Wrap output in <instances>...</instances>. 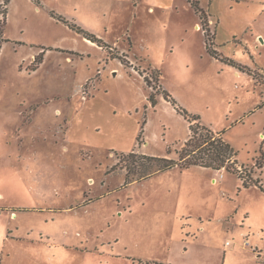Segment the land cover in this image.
<instances>
[{"label":"rangeland","instance_id":"rangeland-1","mask_svg":"<svg viewBox=\"0 0 264 264\" xmlns=\"http://www.w3.org/2000/svg\"><path fill=\"white\" fill-rule=\"evenodd\" d=\"M196 1L11 0L0 264H264V0ZM193 118L263 191L200 167L127 184L120 159L176 160Z\"/></svg>","mask_w":264,"mask_h":264},{"label":"trees","instance_id":"trees-1","mask_svg":"<svg viewBox=\"0 0 264 264\" xmlns=\"http://www.w3.org/2000/svg\"><path fill=\"white\" fill-rule=\"evenodd\" d=\"M192 7L195 10V13L203 20L205 16V10H203L199 3L196 0H189ZM11 0H0V53L2 52L3 45L9 41L5 38V31L8 22V6H10ZM206 37V49L213 53L212 44L213 37H211L207 32H203ZM41 63L38 61L36 64ZM145 82L150 87V82L147 77H144ZM168 98V97H167ZM169 99V98H168ZM149 101L155 103L156 99L154 94L150 96ZM176 105V104H175ZM185 113V112H184ZM189 139H186L182 145L181 150L177 151V159H171L169 157L172 154L171 149L168 150V154L164 157H155L149 155H143L142 160H145L140 164L141 168H144L141 171V175L135 174L131 171L133 165L126 163L123 159H120L118 164V171H123L126 176L127 184H132L136 181L142 182L152 175L165 172L167 170H173L175 168L180 169H190L193 167H202L205 169H214L218 171L226 170L236 174L239 179L242 180L244 188H253L260 187V190L263 191L259 181H252L248 178L241 176L239 173V164L237 161V154L230 144L224 141L223 136L219 133L214 132L211 129L206 128L201 124L198 118H193L189 120ZM143 131L137 137V142L140 141V138L143 136ZM136 150L128 154L129 157L135 156ZM264 158L263 156L258 161L257 166L259 168L263 167ZM115 169V168H113ZM114 171V170H113Z\"/></svg>","mask_w":264,"mask_h":264},{"label":"crops","instance_id":"crops-1","mask_svg":"<svg viewBox=\"0 0 264 264\" xmlns=\"http://www.w3.org/2000/svg\"><path fill=\"white\" fill-rule=\"evenodd\" d=\"M204 34V33H203ZM206 38V37H205ZM206 44H207V41H206ZM127 59H128V57H127ZM132 63H134L133 61H131ZM134 67L136 66V64L135 65H133ZM134 151V150H133ZM136 152H137V150H136ZM193 168H195V167H193ZM200 168H202V167H200ZM176 169V168H175ZM191 169V168H190ZM202 169H205V168H202ZM174 170V169H173ZM206 170H214V169H206ZM215 172H217V175L219 174V172L220 171H218V170H214ZM166 172V171H165ZM162 173H164V172H162ZM158 174H161V173H158ZM158 174H156V175H152L151 177H155V176H157ZM151 177H149V178H151ZM148 178V179H149ZM223 178H225V176H223ZM145 181V180H144ZM144 181H142V182H144ZM136 182H138V181H136ZM135 183V182H134ZM138 183H141V182H138ZM263 187V186H262ZM251 189V188H250Z\"/></svg>","mask_w":264,"mask_h":264},{"label":"built area","instance_id":"built-area-1","mask_svg":"<svg viewBox=\"0 0 264 264\" xmlns=\"http://www.w3.org/2000/svg\"><path fill=\"white\" fill-rule=\"evenodd\" d=\"M243 236H247L246 234H244ZM246 239V238H245ZM245 245H247V246H251L250 245V242L248 241V239H246V241H245ZM257 248V247H256ZM253 251L255 252V249H253Z\"/></svg>","mask_w":264,"mask_h":264}]
</instances>
